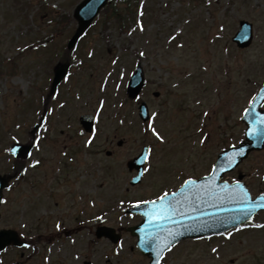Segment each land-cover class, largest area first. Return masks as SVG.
Returning <instances> with one entry per match:
<instances>
[{"label": "rangeland", "instance_id": "1", "mask_svg": "<svg viewBox=\"0 0 264 264\" xmlns=\"http://www.w3.org/2000/svg\"><path fill=\"white\" fill-rule=\"evenodd\" d=\"M81 1L0 0V173L13 167V144L29 145L34 137L37 143L26 176L7 194L0 227L15 229L26 240L43 238L30 249L3 254L0 264L22 255L30 258L28 264H43L44 256L52 264H147L128 235L118 246L97 240V215L104 214L107 226H129L133 222L118 211L121 201L139 200L140 193L141 201L155 199L169 190L168 183L173 189L183 177L208 174L217 154L240 142L243 112L264 83V0H128L122 8L130 5L134 17L135 11L144 15L136 22L126 19L124 30L110 14L98 17L71 54L72 74L58 97L45 99L53 109L44 125L48 130L41 132L45 139L38 141L37 113L49 95L53 68L77 29L73 12ZM242 20L255 30L245 50L231 42ZM138 64L148 84L143 99L154 116L148 125L125 91ZM89 113H98L100 123L87 140L75 129L78 116ZM155 126L159 134L152 135ZM201 128L204 134L198 136ZM148 144L150 167L143 184L131 187L134 174L126 164ZM239 177L255 194L264 191V151L252 154L229 178ZM263 260L264 230L229 241H184L165 264Z\"/></svg>", "mask_w": 264, "mask_h": 264}, {"label": "water", "instance_id": "2", "mask_svg": "<svg viewBox=\"0 0 264 264\" xmlns=\"http://www.w3.org/2000/svg\"><path fill=\"white\" fill-rule=\"evenodd\" d=\"M107 2L108 0H84L77 7L75 11V18L79 22V27L76 34L69 43V49H72L77 45L79 38L89 29L91 23L99 14L101 9L106 6ZM252 39H253V34H252L251 25L243 22L242 30L238 33L234 41L237 42L240 47L245 48L250 46V44L252 43ZM67 70H68V66H59L57 68L56 79L54 82L53 89L57 87L61 79L66 75ZM142 87H143V80H142L141 72L139 71L138 75H136L133 78V81L130 84L129 91L131 93V97L136 96L140 92ZM263 103H264V89L261 91L259 97L256 99L254 105L251 107V109L248 111L249 113L247 114V116H249V119L251 121L250 130L248 132L247 138L248 140L253 141V144L244 143L239 148H233L230 151H227L224 154H222L219 158V162L215 168L212 177L217 178L223 175L227 171H232L249 155L251 151L261 150L264 148V113H260L259 111ZM28 149L29 148L24 150H28ZM22 150H20V152ZM20 155L22 156V152L20 153ZM143 162L144 161H142V163ZM132 165L133 164H130L131 167ZM4 185L6 187V181H4L0 177V205L2 200V189L4 188ZM186 189H188V187ZM220 190H224V189H220ZM240 191L239 189L234 192L230 191L226 195V200H225L227 201L226 204H228L229 200L233 199L232 201L229 202V208L228 207L225 208V211L227 213L230 212L233 213L235 211H243L250 208L248 205L247 206L243 204L241 205V201H243V199H247L248 196L244 191L242 190ZM209 195H210V190L209 189L205 190L203 193V198L205 197L206 198L202 201L201 204L202 207H204L206 199L210 198ZM156 207H158V205ZM214 214L215 213H211L209 215H214ZM244 217H245L244 213L241 215L234 214V216H232V220H230L229 223L231 225H238L240 222L244 220ZM220 220L222 219L218 218L217 216L208 219L202 217L200 220H198V224L196 222L195 225L188 226L187 231L192 232L191 234L192 236L195 237L201 236L206 233L204 232L205 229L212 228L210 226L219 223ZM148 224L149 222L145 221L143 225L140 227V228H144L142 229V232H147V233H143V238L139 243V247L143 253L150 256L153 254L154 251H156V249H158L161 246L165 247V249L168 248V239H171L172 237V234L170 235L172 230L170 232L164 231L163 233L157 236H152L149 235V230L151 229V227ZM189 229H195V230L189 231ZM132 231L134 234L137 233L136 230H132ZM194 231H198V232L195 233ZM102 232L103 233L99 234L100 237H102L103 235L110 236L109 229L105 230V232L104 231ZM208 233H210V231ZM118 239L119 238H117L115 241L117 242ZM11 243H14L16 245L19 244L16 234L10 231L9 232L0 231V252L5 250V248L11 245ZM161 255L162 254H160L157 257L155 255H152L154 259L152 264H159L161 260V258L159 257Z\"/></svg>", "mask_w": 264, "mask_h": 264}, {"label": "flooded vegetation", "instance_id": "3", "mask_svg": "<svg viewBox=\"0 0 264 264\" xmlns=\"http://www.w3.org/2000/svg\"><path fill=\"white\" fill-rule=\"evenodd\" d=\"M79 224H83L82 222L81 223H79ZM55 227L56 228H60L61 227V225H60V223H56L55 224ZM71 233L72 232H70V235H71ZM64 235H65V233H64ZM70 235H68V236H70ZM41 236V234H38V236L36 237V242L37 243H41V242H43V238L42 237H40ZM67 236V235H66ZM54 238L52 239V240H56V239H58L56 236H53ZM48 239L50 240V238L48 237Z\"/></svg>", "mask_w": 264, "mask_h": 264}]
</instances>
